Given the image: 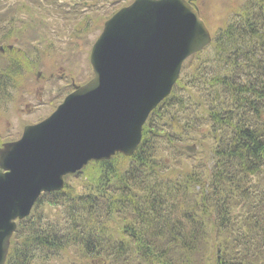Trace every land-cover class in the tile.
<instances>
[{
    "label": "trees",
    "instance_id": "1",
    "mask_svg": "<svg viewBox=\"0 0 264 264\" xmlns=\"http://www.w3.org/2000/svg\"><path fill=\"white\" fill-rule=\"evenodd\" d=\"M95 1L97 0H89L90 8ZM97 21L96 18L94 22ZM209 58V65L206 66V63L202 62V66L198 65L192 71L201 73L202 77H205L203 73L206 72L216 74L204 78L203 81L193 78L188 84L189 93L195 98V102L190 105L199 108L198 118L203 124H208L209 129L201 128L199 124L190 125L188 115L181 117L182 119L177 116L187 100L174 91L173 96L176 95L178 99L179 109H174L170 115L168 112L162 113V106L158 108L143 128L141 144L130 159V165L124 162L119 164L120 169L125 172L140 174L134 183H129L125 188V191L130 193L125 199L137 209H149L159 206L166 199H172L171 206H182L181 210L177 215L174 210L166 207L168 216L161 221L158 230L146 229L144 236L138 240L124 242L137 244L138 249L152 251L168 264L164 254L171 252L172 248L183 247L190 254L203 251L206 255L209 249L206 241L207 231L208 226H211V229L216 230V240L223 235L227 236V243L221 251L223 256L248 254L253 256L255 264H264V261H260L264 259V227L243 221L240 222L242 226L236 229V223L230 221L202 223L199 219L203 212L209 210L232 211L236 205L230 199L229 190L238 182L243 183L255 177L259 186L263 187L264 195V143L254 142L253 149L245 144L248 153L232 146L233 138L241 131L257 135L259 139L264 138V85L260 82L264 73V0H250L241 9L240 16L234 21L231 20L228 26L217 34ZM182 83L184 85L185 81ZM190 132L207 134L215 144L213 152L217 153V163L208 177L201 172L199 174L188 169H179L181 163L176 162L181 154L172 147L164 150L158 145L159 141L168 147L167 142L191 139L193 137ZM223 142L224 148L220 149ZM248 143L252 141L248 140ZM160 151H167L166 157L162 156ZM107 163L98 161L87 166H100L94 182L104 189L106 197L102 208H79L72 217L66 210L69 200L59 195L60 199L53 200V203L63 201V223L60 225L53 220L49 222L47 217L39 213L35 215L33 211L24 220L25 224H22V221L18 224L7 264H51L52 261L62 260L66 249H70L72 253L73 264H89L100 255L116 258L122 248L115 239L103 238L106 232H110L109 227L115 225L113 222L114 224L109 226L111 223L107 222L109 220L105 213L111 205L109 201L113 195L121 193L122 190L117 184H110V177L116 175V171L113 165L107 167ZM221 169L224 173H221ZM103 171L105 173L101 175ZM192 185H201V189L191 190L189 186ZM222 186L225 189L221 188ZM138 188H141L144 194L135 203L130 198ZM161 191L166 199H162ZM242 194L246 197L252 196L248 188H244ZM189 198H195V202L190 208H185L184 201ZM84 199L81 198L83 202L79 199L78 203L85 204L87 201ZM262 209L256 204L246 211L258 215ZM220 231L225 233L221 235ZM167 234L169 237L164 238ZM232 234L233 237L230 236Z\"/></svg>",
    "mask_w": 264,
    "mask_h": 264
},
{
    "label": "water",
    "instance_id": "2",
    "mask_svg": "<svg viewBox=\"0 0 264 264\" xmlns=\"http://www.w3.org/2000/svg\"><path fill=\"white\" fill-rule=\"evenodd\" d=\"M208 40L198 13L182 0H133L105 21L91 50L93 78L0 149V264L13 220L29 213L42 190L59 188L64 174L89 160L134 150L181 61Z\"/></svg>",
    "mask_w": 264,
    "mask_h": 264
},
{
    "label": "rangeland",
    "instance_id": "3",
    "mask_svg": "<svg viewBox=\"0 0 264 264\" xmlns=\"http://www.w3.org/2000/svg\"><path fill=\"white\" fill-rule=\"evenodd\" d=\"M125 1L128 0H97L90 8L89 0H0V46L4 48V52H0V79L5 80V86L0 88V144L16 140L24 125L48 115L60 102L63 94L70 90L69 86L64 85L65 82H60L64 80H59L53 87L45 76L53 74L55 79L57 75L65 73L67 79L74 77L79 82L91 76L88 54L100 28L89 35H86V29L96 18L98 21L104 18V21L116 4ZM234 2L235 0L204 1L201 9L210 20V32L222 22L228 6ZM7 45L12 46V50L7 49ZM19 61L21 66H18ZM12 71L15 73L12 74ZM3 74H7L5 79ZM23 90H30L34 95L22 102ZM203 143V149L191 159H182L179 168H187L196 162L213 167V155L209 153L210 138L204 139ZM161 155L166 153L162 152ZM84 174L82 172L78 177H69L66 184L83 187L86 180ZM262 193L263 187L260 186L256 196L250 199L262 206L259 215H264V200L260 201ZM60 211L61 209L47 206L45 202L34 213L58 214ZM114 222L115 225L126 223L119 217ZM22 224H25L23 219ZM209 240H215L214 236L210 235ZM71 254L70 249H66L64 260H70ZM174 255L175 252L171 257ZM129 256L131 258L133 253ZM205 257L208 262L213 261L210 250ZM133 262L138 264L137 260Z\"/></svg>",
    "mask_w": 264,
    "mask_h": 264
},
{
    "label": "bare ground",
    "instance_id": "4",
    "mask_svg": "<svg viewBox=\"0 0 264 264\" xmlns=\"http://www.w3.org/2000/svg\"><path fill=\"white\" fill-rule=\"evenodd\" d=\"M48 81L51 86H54L57 83V79L51 75L48 77ZM256 133V132H255ZM143 126H140L139 129V140L143 138ZM258 134V133H256ZM252 141V143H248V140ZM118 140V139H117ZM254 140V141H253ZM256 142L258 144L264 143V138L259 139L257 135L253 134H246V131L238 132L232 141V146L241 151L247 152L245 144L249 145L251 149L254 146L253 143ZM55 153L59 154L57 151L54 150ZM133 156V148L131 150L125 149H116L113 153L104 158L102 161H106L107 167L108 165H113V169L116 171V175L110 177V184H117L122 192L113 195L111 198V205L107 212L105 213L107 216L108 223H113L116 217H119L126 221L127 225H113L111 227L110 233L111 235L115 236L121 234L123 232H128L130 236L134 240H138L139 238L144 236V232L146 229L150 230H158L161 221L168 216L166 211V207L172 205V201L169 199L164 200L159 206L151 207L149 209H137L131 202L125 199L128 197L130 193L125 191V188L130 184L136 181L140 174L137 172H125V170L120 169V163L124 162L127 165H130V159ZM100 168V166H99ZM99 168L96 167H86L84 169L85 173V182L83 187H75L73 185H63V197L69 200V203L66 206L67 213L74 217L77 213L75 212L79 208L87 209L91 208L92 210L100 209L103 206V201L105 200V194L103 187H100V184L97 183L95 185L94 178L95 174L99 171ZM105 173V171L101 172ZM221 173L224 171L221 169ZM98 176H96L97 179ZM98 180V179H97ZM113 186V185H112ZM244 190L243 183H236L235 186L230 188L229 192L232 197H239L241 196ZM224 191V190H223ZM84 197H87L85 200ZM83 198L87 201L85 204L78 203V200ZM132 201L135 203L139 201V196H135L132 194L131 198ZM261 199L264 200V195H261ZM195 202V198H189L184 201V207L190 208ZM82 204V205H81ZM199 219L202 223L208 222H218L221 221H230V223H240L243 221L256 223L260 228L264 227V215H254L247 211H242L238 214L233 213L232 211H214L209 210L203 212ZM198 233V229L196 231ZM227 243V237L222 236L216 240V242L210 247L211 252V259L213 261L208 262L206 260L205 254L203 251H200L197 254H190L187 250L183 247L178 248L175 251V255L169 258V264H233L236 262H241L242 264H255V260L252 255L242 254L240 256L234 255H226L223 256L221 251L223 247H225ZM152 262V260H151Z\"/></svg>",
    "mask_w": 264,
    "mask_h": 264
},
{
    "label": "flooded vegetation",
    "instance_id": "5",
    "mask_svg": "<svg viewBox=\"0 0 264 264\" xmlns=\"http://www.w3.org/2000/svg\"><path fill=\"white\" fill-rule=\"evenodd\" d=\"M9 50H12V47L9 48ZM0 51H1V52H4V48L0 49ZM19 64H20V66H21L20 61L18 62V66H19ZM12 74H13V73H12ZM9 75H10V74H8V77H9ZM6 76H7V74H3V75H2V77H4V79H5ZM0 81H2V80L0 79ZM31 97H32V91H30V90H23V91H22V102H24L26 99H29V98H31Z\"/></svg>",
    "mask_w": 264,
    "mask_h": 264
}]
</instances>
